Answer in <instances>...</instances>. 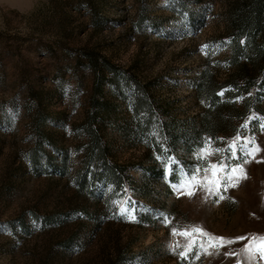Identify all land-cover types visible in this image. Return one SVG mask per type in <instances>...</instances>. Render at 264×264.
I'll list each match as a JSON object with an SVG mask.
<instances>
[{
  "label": "rangeland",
  "instance_id": "1",
  "mask_svg": "<svg viewBox=\"0 0 264 264\" xmlns=\"http://www.w3.org/2000/svg\"><path fill=\"white\" fill-rule=\"evenodd\" d=\"M256 3L0 0V264H264Z\"/></svg>",
  "mask_w": 264,
  "mask_h": 264
},
{
  "label": "snow or ice",
  "instance_id": "2",
  "mask_svg": "<svg viewBox=\"0 0 264 264\" xmlns=\"http://www.w3.org/2000/svg\"><path fill=\"white\" fill-rule=\"evenodd\" d=\"M203 150V149H202ZM210 167L213 169V176L215 177L216 175V170L217 169H222L223 166L220 165H210ZM198 172V170H197ZM197 172H194L191 179L192 180H197ZM205 179H209L207 176L205 177ZM219 186V185H218ZM188 194L191 195V191H188ZM125 211H127V209H125ZM133 213H135V209H133ZM133 218H135V216L133 215ZM165 222L167 223V218L165 217ZM203 230L198 228V227H193L191 229H182V230H177L175 228L172 229V233L175 235L177 233H179L180 235L186 236V237H192V242L195 243V237L192 236L193 233H202ZM213 241H220L221 243L225 240L224 237H213L212 238ZM236 239H243V237H237ZM246 250H250L247 248L246 246ZM257 251L264 253V238H261L259 245L257 246ZM181 256H185V252H181L180 253Z\"/></svg>",
  "mask_w": 264,
  "mask_h": 264
},
{
  "label": "trees",
  "instance_id": "3",
  "mask_svg": "<svg viewBox=\"0 0 264 264\" xmlns=\"http://www.w3.org/2000/svg\"><path fill=\"white\" fill-rule=\"evenodd\" d=\"M255 12H256V15H255L254 20L251 24V28L254 32H256V31L258 32V30L262 26L261 17H262L263 12H264V0H257V3L255 5Z\"/></svg>",
  "mask_w": 264,
  "mask_h": 264
}]
</instances>
